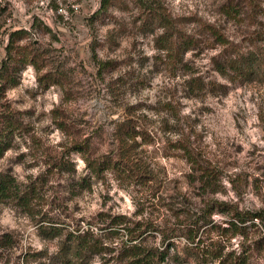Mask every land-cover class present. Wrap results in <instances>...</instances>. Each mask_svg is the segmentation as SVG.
Instances as JSON below:
<instances>
[{"label": "rangeland", "instance_id": "obj_1", "mask_svg": "<svg viewBox=\"0 0 264 264\" xmlns=\"http://www.w3.org/2000/svg\"><path fill=\"white\" fill-rule=\"evenodd\" d=\"M107 1L0 0V119L22 122L0 157L16 184L0 200V264H62L79 232L105 247L90 264H115L129 230L162 245L151 226L177 234L166 264H264V77L222 70L264 49V0ZM24 49L38 57L9 83ZM85 156L119 165L99 177ZM234 211L260 217L222 230Z\"/></svg>", "mask_w": 264, "mask_h": 264}, {"label": "trees", "instance_id": "obj_2", "mask_svg": "<svg viewBox=\"0 0 264 264\" xmlns=\"http://www.w3.org/2000/svg\"><path fill=\"white\" fill-rule=\"evenodd\" d=\"M106 2H109L105 0ZM210 31L221 41H225L224 35L218 31L215 27H210ZM183 36V35H182ZM177 40H182L183 47L185 49H190L194 47L197 43L195 38L191 37H181L178 36ZM173 47L178 48L179 45L177 41L174 42ZM31 56L32 61L37 59L38 55L36 53H32L31 49L21 51L18 56V63L16 64V69L14 72H8L7 82L16 83L14 79H16V72L21 66V63L28 62ZM230 69L236 75L241 77H249L259 71L262 70V75L264 77V49L258 54L250 53V54H242L238 52V55L235 57H231L226 60V66L222 68V70L227 71ZM46 80L49 82L59 81L55 74H45ZM0 119V157L3 156L4 152L10 147L11 140L14 137V133L22 128V122H18V119L11 115H3ZM135 130V128H133ZM136 135V134H135ZM134 135V136H135ZM79 150L83 151L84 147L82 144H78L76 146ZM85 161L87 163V167L91 170L93 174L96 176H101L104 171L110 168H115V166L119 165L116 161H113L109 158L93 159L90 156H85ZM64 169H68V162H63ZM212 175V174H211ZM16 184L14 180L8 176L7 174L0 173V200L4 197L10 196L15 191ZM29 193V192H28ZM19 199L23 200L24 203L27 202L25 196H18ZM233 216L230 220L227 221L229 224L227 227H222V230L226 231L229 229H233L235 233L244 234V230L246 229L245 223L248 220H252L254 218L260 217L258 213L253 214H243L239 211H234ZM118 224L119 222H115ZM154 230L159 231L162 235V245L155 248L145 247L143 244L144 234L148 231L144 230H129V243H125L121 248V258L115 264H166L167 259L170 255V248L172 247L171 239L175 237V233H168L165 229H161L159 227L151 226ZM53 233L57 231V228H52ZM58 232H56L57 234ZM197 233L194 231V228H188L185 235L193 243L197 242ZM55 235V234H54ZM70 242H66L64 247L62 248L63 254L61 255V263L62 264H90L92 257L95 254L102 253L105 249L103 243L98 240L97 237L92 235L90 232L88 233H75L72 234ZM8 239L6 237L0 239V245L6 244ZM202 240L198 241L195 246L190 247L191 250L189 253L194 255L196 259L199 261L206 259L208 255L211 253L210 251H203L201 249ZM264 245V237L257 240L253 243V246L256 248ZM199 248L201 251H199ZM254 249L249 250L253 251ZM215 253V250L212 251ZM227 254L226 259L229 260L231 257ZM235 254V253H234ZM247 253L235 254L231 257V261H234V264H246ZM222 256V255H221ZM220 254L216 257H221ZM221 260H225L221 258Z\"/></svg>", "mask_w": 264, "mask_h": 264}]
</instances>
